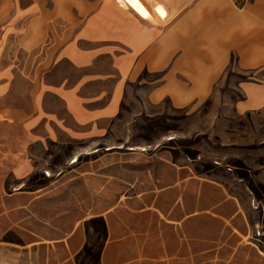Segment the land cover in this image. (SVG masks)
Here are the masks:
<instances>
[{
	"label": "crops",
	"instance_id": "0c3cea01",
	"mask_svg": "<svg viewBox=\"0 0 264 264\" xmlns=\"http://www.w3.org/2000/svg\"><path fill=\"white\" fill-rule=\"evenodd\" d=\"M232 65L249 77L236 112H264V0H0V128L16 134L7 155L15 192L34 175L63 174L44 168L48 145L107 133L138 78L147 77L149 103L183 109ZM26 232L0 234V264H119L103 260L111 243L92 248L85 227L50 241Z\"/></svg>",
	"mask_w": 264,
	"mask_h": 264
},
{
	"label": "rangeland",
	"instance_id": "374dc122",
	"mask_svg": "<svg viewBox=\"0 0 264 264\" xmlns=\"http://www.w3.org/2000/svg\"><path fill=\"white\" fill-rule=\"evenodd\" d=\"M146 78L130 84L107 133L48 145L42 167L63 174L34 175L19 192L7 157L8 136L16 134L0 128V234L15 240L19 231L38 230L40 241H50L85 227L92 248L111 243L103 259L110 263L264 264V112L235 110L249 77L232 65L211 93L183 109L169 99L149 103ZM93 215L103 220L82 227Z\"/></svg>",
	"mask_w": 264,
	"mask_h": 264
},
{
	"label": "built area",
	"instance_id": "2783aa9c",
	"mask_svg": "<svg viewBox=\"0 0 264 264\" xmlns=\"http://www.w3.org/2000/svg\"><path fill=\"white\" fill-rule=\"evenodd\" d=\"M76 161H77V159L74 158V159H72V160L70 161V164H74V163H76ZM46 175L49 176V174H46Z\"/></svg>",
	"mask_w": 264,
	"mask_h": 264
},
{
	"label": "bare ground",
	"instance_id": "6f19581e",
	"mask_svg": "<svg viewBox=\"0 0 264 264\" xmlns=\"http://www.w3.org/2000/svg\"><path fill=\"white\" fill-rule=\"evenodd\" d=\"M77 162V161H76Z\"/></svg>",
	"mask_w": 264,
	"mask_h": 264
}]
</instances>
